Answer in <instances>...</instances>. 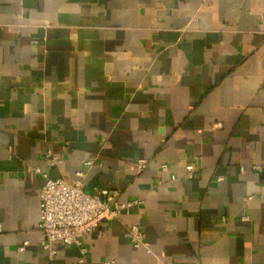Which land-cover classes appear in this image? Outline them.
I'll use <instances>...</instances> for the list:
<instances>
[{
  "label": "crops",
  "instance_id": "1",
  "mask_svg": "<svg viewBox=\"0 0 264 264\" xmlns=\"http://www.w3.org/2000/svg\"><path fill=\"white\" fill-rule=\"evenodd\" d=\"M263 160L264 0H0V264H264ZM80 170L140 204L49 258L42 174Z\"/></svg>",
  "mask_w": 264,
  "mask_h": 264
},
{
  "label": "built area",
  "instance_id": "2",
  "mask_svg": "<svg viewBox=\"0 0 264 264\" xmlns=\"http://www.w3.org/2000/svg\"><path fill=\"white\" fill-rule=\"evenodd\" d=\"M219 127L215 124L214 128ZM51 167L56 166L61 159L49 151L45 154ZM92 163V159H86L83 164ZM147 161L137 159L136 169L142 171L146 168ZM183 178L192 180L196 176V168L192 163L184 166ZM252 169L264 173V160L251 166ZM168 165H160L161 171H167ZM39 172V169H35ZM44 182L40 190V208L37 229L41 233L40 246L47 251L52 258L60 247L74 245L78 248L81 259L88 252L86 243L90 238L101 236L99 225L101 220L118 217L122 213H128L134 206L140 204L139 199H131L124 203L119 202V192L116 189H100L96 193H88L83 186V171H77V179L68 181L63 177L52 178L43 173ZM171 180L176 179L174 174ZM161 181L158 180V183ZM125 238L134 248L145 247V239L138 225L131 224L124 231ZM27 242H23L19 249H24ZM106 264H110L107 262Z\"/></svg>",
  "mask_w": 264,
  "mask_h": 264
}]
</instances>
